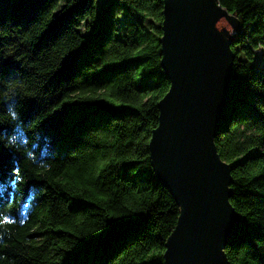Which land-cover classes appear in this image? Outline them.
Masks as SVG:
<instances>
[{"label":"trees","instance_id":"16d2710c","mask_svg":"<svg viewBox=\"0 0 264 264\" xmlns=\"http://www.w3.org/2000/svg\"><path fill=\"white\" fill-rule=\"evenodd\" d=\"M59 1L0 0V264H163L179 216L148 151L163 0ZM216 1L241 24L215 138L241 219L224 252L264 264V0Z\"/></svg>","mask_w":264,"mask_h":264},{"label":"water","instance_id":"95a60500","mask_svg":"<svg viewBox=\"0 0 264 264\" xmlns=\"http://www.w3.org/2000/svg\"><path fill=\"white\" fill-rule=\"evenodd\" d=\"M161 31L160 68L169 89L157 104L148 151L157 182L179 207L163 264H229L224 249L241 219L229 202L232 178L215 138L241 24L216 0H163Z\"/></svg>","mask_w":264,"mask_h":264},{"label":"rangeland","instance_id":"374dc122","mask_svg":"<svg viewBox=\"0 0 264 264\" xmlns=\"http://www.w3.org/2000/svg\"><path fill=\"white\" fill-rule=\"evenodd\" d=\"M106 0H95V9L96 11L99 10L100 6L102 5L103 2H105ZM64 3V0H60L58 3L57 8L54 10V12H56ZM256 66L258 67H264V57L261 56V58L259 59V62L256 64Z\"/></svg>","mask_w":264,"mask_h":264}]
</instances>
